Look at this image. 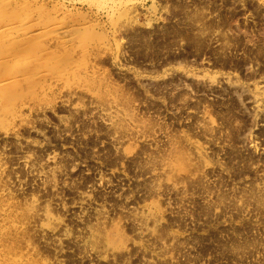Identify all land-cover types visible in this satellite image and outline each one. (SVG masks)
Here are the masks:
<instances>
[{"label":"rangeland","instance_id":"obj_1","mask_svg":"<svg viewBox=\"0 0 264 264\" xmlns=\"http://www.w3.org/2000/svg\"><path fill=\"white\" fill-rule=\"evenodd\" d=\"M17 2L0 264H264V0Z\"/></svg>","mask_w":264,"mask_h":264},{"label":"bare ground","instance_id":"obj_2","mask_svg":"<svg viewBox=\"0 0 264 264\" xmlns=\"http://www.w3.org/2000/svg\"><path fill=\"white\" fill-rule=\"evenodd\" d=\"M18 0H0V4L2 6H4L5 8H13L15 5H17V2ZM7 26H9V24H7ZM11 27V26H10ZM67 32H71L68 31ZM0 43H1V46H2V42L0 40ZM72 58H67V60L63 63V64H60L56 67V73H57V77H60V78H64L66 77V75H70L72 74V69H71V66H70V61H71ZM20 58H17L15 57V59H13V63H12V67H15V66H21V65H25L23 66V68H25L26 71H30V73H33L34 72V66H35V63L34 60H29L30 62H25V63H20L19 62ZM28 63V64H27ZM66 67V68H65ZM73 74H76L75 72H73ZM14 93L12 92H7V94H2V107H3V110H7L9 109V104L13 103V99H14ZM11 106V105H10ZM0 122H1V119H0ZM172 168L173 170L175 171V173H182V172H188L189 170V160H188V157L186 156V154L184 152H176L174 153V159L172 160ZM115 236L118 237V240L121 239V235L120 233H118V231L114 234Z\"/></svg>","mask_w":264,"mask_h":264}]
</instances>
